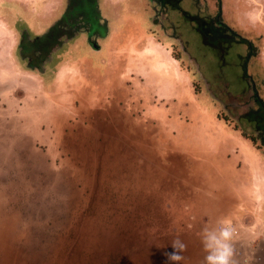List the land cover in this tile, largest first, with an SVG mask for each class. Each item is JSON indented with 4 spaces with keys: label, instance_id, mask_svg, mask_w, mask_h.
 <instances>
[{
    "label": "rangeland",
    "instance_id": "374dc122",
    "mask_svg": "<svg viewBox=\"0 0 264 264\" xmlns=\"http://www.w3.org/2000/svg\"><path fill=\"white\" fill-rule=\"evenodd\" d=\"M132 1L150 24L138 51L168 63L156 80L124 37L113 72L108 29L91 38L110 42L106 56L78 32L40 71L29 67L21 32H45L66 0H0V264H168L177 236L180 264H203L201 229L224 216L238 264H264V145L244 119L256 107L238 59L246 49L205 45L187 18L219 11L252 41L248 73L264 101V0H181L168 11ZM102 56L96 70L90 58ZM208 126L228 141L208 139ZM240 149L242 174L227 172Z\"/></svg>",
    "mask_w": 264,
    "mask_h": 264
},
{
    "label": "trees",
    "instance_id": "16d2710c",
    "mask_svg": "<svg viewBox=\"0 0 264 264\" xmlns=\"http://www.w3.org/2000/svg\"><path fill=\"white\" fill-rule=\"evenodd\" d=\"M70 3V8L68 11H65L60 18L54 22L49 29L45 33L40 34L39 36H35L32 40L31 36L26 34V32H21V39L18 47H20V55L23 59H28L29 67L34 69L33 63L42 67L44 65L45 60L48 59V54L52 51L54 47H56L62 40V38L68 37L69 39L74 36L75 33L84 32L85 31V22L95 23L99 25L100 14L98 11V0H66ZM81 1L82 4L87 5L91 9H87L85 12H80L78 8H76V4ZM159 3V6L163 8L164 11H168L170 8L180 9V1L181 0H153ZM79 4V3H78ZM218 6L219 3H218ZM93 7V9H92ZM185 12V11H184ZM186 13V12H185ZM193 24L195 29L202 36L203 42L205 45L217 49L223 50V47L228 45L226 42V46L222 45L224 43L223 37L226 34L224 32H228L227 29L229 24L223 20L218 11V14L215 16L204 17L203 15L198 16H188L187 17ZM84 22V23H83ZM80 23V24H78ZM74 27V28H72ZM105 27V23H104ZM231 28V26H229ZM106 29V28H105ZM103 29V30H105ZM233 28H231L232 30ZM49 31V32H48ZM235 32L237 30H232L233 39L231 41L232 44H240L243 43L244 40L240 39V37H236ZM106 34V32H104ZM103 34V35H104ZM230 46V45H229ZM264 103L263 100L258 102L261 106V103ZM264 109L260 108L258 111H250L248 114L244 116L246 122L253 123L254 127L259 131V133L264 134ZM260 138L262 145H264V136H256V138ZM254 140V139H253Z\"/></svg>",
    "mask_w": 264,
    "mask_h": 264
},
{
    "label": "crops",
    "instance_id": "0c3cea01",
    "mask_svg": "<svg viewBox=\"0 0 264 264\" xmlns=\"http://www.w3.org/2000/svg\"><path fill=\"white\" fill-rule=\"evenodd\" d=\"M132 0H98V11L100 14V18L102 19V22L105 23L106 28L108 29L109 32H114L115 34L113 35L114 41H113V50L115 53H113V72L118 70L120 67H123L125 55L123 47L119 45V41L124 37L125 39L128 38L129 42L131 43L130 49L131 51H135V55L138 57V59L142 60V62H150L152 69V78L153 79H159V74L158 69L161 68V66L167 67V62L163 61L159 57V52L156 51L155 49L153 50L152 48H145V51L141 52L138 51V40L140 37H143L142 33H140L141 30H146L150 24H145L144 21L139 18L136 15V10L132 5ZM103 8L106 9L108 13H103ZM226 21V20H225ZM231 23V22H227ZM152 32V31H151ZM105 37V36H104ZM98 45V44H97ZM110 42L109 43H104L102 46L98 49V51H101L104 56L110 53L111 47H110ZM135 46V47H133ZM99 47V45H98ZM116 48V49H115ZM134 55V54H132ZM102 56L100 58L97 57V59L90 58L91 64L95 65L96 70H100V66L108 62L109 59L106 60V58ZM161 56V55H160ZM81 61H86L85 57H82L79 59ZM169 76H167L168 79L172 78V73H168ZM161 75V74H160ZM166 77V76H165ZM209 125V124H208ZM199 127V126H198ZM209 130H210V126ZM198 130H201L200 127ZM204 133V131H203ZM201 139L203 142L207 139L206 136H215V137H209L208 139L210 140H217L220 141V138H223L224 140L228 141V139L224 136H227L222 130H217V131H208L207 135L204 136L201 135ZM224 140L223 143H224ZM249 152V151H248ZM243 153L246 155L245 152H242V150H237L234 155H232L231 159L229 160V164L225 166V169L229 173H239L240 175L242 174L241 172L243 171V166L239 167V164H237L240 159L243 157ZM253 156L254 153L250 152ZM255 162V161H253ZM254 174L259 173V170H252ZM262 177L261 181L264 182V170L262 169Z\"/></svg>",
    "mask_w": 264,
    "mask_h": 264
},
{
    "label": "clouds",
    "instance_id": "9594fccd",
    "mask_svg": "<svg viewBox=\"0 0 264 264\" xmlns=\"http://www.w3.org/2000/svg\"><path fill=\"white\" fill-rule=\"evenodd\" d=\"M237 228L227 217L218 218L213 225L201 229L200 239L205 253L203 264H238L235 241ZM172 251L166 253L168 264H180L187 250L186 243L177 236L171 243Z\"/></svg>",
    "mask_w": 264,
    "mask_h": 264
},
{
    "label": "flooded vegetation",
    "instance_id": "af4514ba",
    "mask_svg": "<svg viewBox=\"0 0 264 264\" xmlns=\"http://www.w3.org/2000/svg\"><path fill=\"white\" fill-rule=\"evenodd\" d=\"M79 3V4H78ZM77 4H76V8H78L79 9V11L82 13V12H85L87 9H91L90 7H88L87 5H85V4H82L81 3V1H79ZM97 5H98V1H97ZM69 8H70V3H68L67 1H66V4H65V8H64V11L62 12V14L65 12V11H68L69 10ZM92 9H93V7H92ZM62 14H61V16H62ZM100 21H101V24H103V25H99L98 23L97 24H95V23H90V22H83L84 23V26H85V34H86V39L88 40V44H90V46H92V45H94V44H96V42H93L92 40H91V38L93 37V36H97V37H100V38H103L104 36H105V34H104V32H107V28H106V25H105V27H104V22H102V19H100ZM78 24H80V23H78ZM230 26V25H229ZM228 26V32L226 31V32H224V34H226L225 35V37H223V39H224V43H222V45H224V46H226L225 44H226V42L227 41H229L228 42V45H231V41H232V39H233V36H232V30H234V28L233 27H231V28H233L232 30H231V28ZM50 27V26H49ZM72 28H74V27H72ZM106 28V29H105ZM49 29V28H48ZM103 29H105V30H103ZM47 31V30H46ZM45 31V32H46ZM45 32H43V33H45ZM49 32V31H48ZM104 34V35H103ZM235 34H236V37H240V39H243L244 40V42L243 43H240L242 46H244L245 47V54H241V53H239L238 54V59L240 60V62H241V64H240V66L242 67H244V72H245V76H246V79H247V81H249V83H248V85L247 86H249L250 85V96L252 97V99L256 102V107L255 108H250L249 110H248V112H250V111H253V112H255V111H258L260 108H263L264 109V103L262 102L261 103V106L262 107H260V105L258 104V102H261V98L259 97V95H258V93H257V91L255 90V83H254V74L253 73H248L249 72V70H248V63H249V61H250V59L253 57V52H254V46H253V43H252V41L250 40V39H248L247 37H245V36H243V35H241V33L240 32H235ZM35 38V37H34ZM33 37L31 38L32 40L34 39ZM73 38V37H72ZM97 45V44H96ZM58 48V45L56 46V47H54L53 49H52V51L48 54V59L47 60H45V63H44V66L45 65H47V64H49V63H51V61L53 60V53H54V51H55V49H57ZM223 48H226V47H223ZM95 49L96 50H98L99 49V47H98V45H97V47H95ZM18 51H19V54H20V47H18ZM24 60H28V59H24ZM33 65H34V69H36V70H41V67L39 66V65H37V64H35V63H33ZM45 72V71H44ZM43 72V73H44ZM227 91V92H226ZM224 93V92H223ZM227 93V94H226ZM249 93V92H248ZM224 94H226V95H228V90L226 89L225 90V93ZM240 94H242V93H240ZM264 111V110H263ZM248 112H247V114H248ZM260 136H264V135H262V134H260ZM260 139V138H259Z\"/></svg>",
    "mask_w": 264,
    "mask_h": 264
},
{
    "label": "water",
    "instance_id": "95a60500",
    "mask_svg": "<svg viewBox=\"0 0 264 264\" xmlns=\"http://www.w3.org/2000/svg\"><path fill=\"white\" fill-rule=\"evenodd\" d=\"M94 46H95V47H97V45H96V44H94Z\"/></svg>",
    "mask_w": 264,
    "mask_h": 264
},
{
    "label": "bare ground",
    "instance_id": "6f19581e",
    "mask_svg": "<svg viewBox=\"0 0 264 264\" xmlns=\"http://www.w3.org/2000/svg\"><path fill=\"white\" fill-rule=\"evenodd\" d=\"M134 47V46H133Z\"/></svg>",
    "mask_w": 264,
    "mask_h": 264
}]
</instances>
